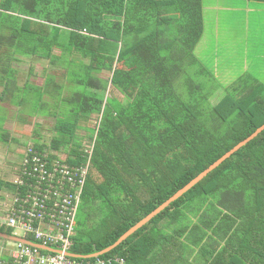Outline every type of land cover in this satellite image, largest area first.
I'll list each match as a JSON object with an SVG mask.
<instances>
[{
	"label": "trees",
	"instance_id": "trees-1",
	"mask_svg": "<svg viewBox=\"0 0 264 264\" xmlns=\"http://www.w3.org/2000/svg\"><path fill=\"white\" fill-rule=\"evenodd\" d=\"M203 31L202 0H0V102L54 118L49 143L35 133L34 149L75 166L91 150L73 254L113 245L264 124V84L254 79L240 76L210 103L195 79L207 74L194 54ZM20 58L47 60L63 78L44 70L40 85L20 86ZM4 189L12 185L0 180ZM97 258L264 264V130Z\"/></svg>",
	"mask_w": 264,
	"mask_h": 264
},
{
	"label": "rangeland",
	"instance_id": "rangeland-1",
	"mask_svg": "<svg viewBox=\"0 0 264 264\" xmlns=\"http://www.w3.org/2000/svg\"><path fill=\"white\" fill-rule=\"evenodd\" d=\"M204 4L215 5L217 10L205 15L202 39L205 45L198 48L202 49L199 55L200 65L207 74L201 73L195 79L202 84L204 92L210 97V103L214 105L224 96V87L235 82L240 76L264 84V3L246 0H204ZM251 6L257 10L249 11L247 7ZM47 66L48 62L44 59L20 58V62L13 66L17 71L18 84L22 86L28 81L40 85ZM194 70L195 68L193 72ZM46 72L55 75L57 81L63 78L62 69H50ZM108 75L102 72L100 77L106 79ZM116 96L120 97L118 94ZM53 122L54 118L49 114H30L28 108L18 107L10 99L0 102V129L7 134L8 140H0L1 181L13 177L21 161L22 151L27 144L33 145L35 133L40 135L42 143H49L53 135ZM94 123L95 116H92L85 128L93 127ZM78 135L83 137L85 146L91 144L85 137L87 130H79ZM11 243L0 240V246L5 249L9 248ZM6 252L3 250L0 258H4Z\"/></svg>",
	"mask_w": 264,
	"mask_h": 264
},
{
	"label": "built area",
	"instance_id": "built-area-1",
	"mask_svg": "<svg viewBox=\"0 0 264 264\" xmlns=\"http://www.w3.org/2000/svg\"><path fill=\"white\" fill-rule=\"evenodd\" d=\"M90 154L91 150L86 162L75 166L67 162L65 154L26 146L17 170L7 180L12 190L0 193V225L11 231L10 236L31 244L0 246V255L7 251L0 264H124L119 258L101 260L69 251Z\"/></svg>",
	"mask_w": 264,
	"mask_h": 264
},
{
	"label": "water",
	"instance_id": "water-1",
	"mask_svg": "<svg viewBox=\"0 0 264 264\" xmlns=\"http://www.w3.org/2000/svg\"><path fill=\"white\" fill-rule=\"evenodd\" d=\"M264 130V124L257 128L251 135H249L247 138L239 142L236 146H234L231 150L226 152L223 156H221L218 160H216L213 164H211L207 169H205L203 172H201L198 176H196L194 179H192L188 184H186L183 188L178 190L173 196H171L168 200H166L163 204H161L158 208H156L154 211L149 213L147 216H145L142 220H140L138 223H136L133 227H131L128 231H126L113 245L110 247H107L101 253L95 254L94 256L106 253L107 251L111 250L112 248H115L117 245H119L121 242H123L125 239H127L130 235H132L134 232H136L139 228L144 226L148 221H150L154 216H156L158 213H160L162 210H164L166 207H168L172 202L180 198L183 194H185L188 190H190L192 187H194L199 181H201L207 174H209L212 170L217 168L221 163H223L226 159H228L232 154L237 152L239 149H241L244 145H246L249 141L254 139L259 133H261ZM0 238L3 240H7L10 242H22L24 244L30 245L31 243L19 239L13 236H10L8 234L0 233ZM41 248V247H40ZM43 249V248H42Z\"/></svg>",
	"mask_w": 264,
	"mask_h": 264
},
{
	"label": "crops",
	"instance_id": "crops-1",
	"mask_svg": "<svg viewBox=\"0 0 264 264\" xmlns=\"http://www.w3.org/2000/svg\"><path fill=\"white\" fill-rule=\"evenodd\" d=\"M245 1V0H244ZM247 1V0H246ZM247 2H250V1H247ZM253 2V1H252ZM256 3H259L260 4V2H256ZM264 3V2H263ZM202 5H203V20H204V22H205V15L207 14V13H209L210 11H216L217 10V7H215V5H205L204 4V0H202ZM248 8V10L249 11H255V10H257V9H255L254 7H247ZM203 36H204V31H203V34H202V37H201V39L199 40V42L197 43V45H196V47H195V50H194V54H195V56H196V58L200 61V59H199V55L202 53V49H199L198 47L199 46H202V45H205L204 43H203V41H202V39H203ZM201 63V62H200ZM213 67H214V65H213ZM217 72V70L215 69V73ZM215 73H214V75H215ZM216 76V75H215ZM217 77V76H216Z\"/></svg>",
	"mask_w": 264,
	"mask_h": 264
}]
</instances>
